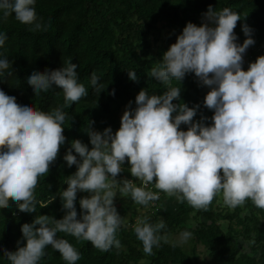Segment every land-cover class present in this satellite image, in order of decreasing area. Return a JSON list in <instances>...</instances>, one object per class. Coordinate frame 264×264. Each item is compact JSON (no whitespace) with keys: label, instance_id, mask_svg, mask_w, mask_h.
Masks as SVG:
<instances>
[{"label":"clouds","instance_id":"obj_1","mask_svg":"<svg viewBox=\"0 0 264 264\" xmlns=\"http://www.w3.org/2000/svg\"><path fill=\"white\" fill-rule=\"evenodd\" d=\"M35 5L36 0H0V18L14 14L32 30L46 29L48 24L38 17ZM203 18L199 25L188 21L162 59L150 68V76L168 85L165 91L156 94L141 88L135 96L136 106H126L114 133L111 126L103 131L87 127L91 148L80 139L71 141L64 159L77 169L66 176L67 187L59 193L67 211L62 218L38 214L23 223L26 243L15 251L4 249L11 264H39L48 245L68 264H75L81 253L68 239L57 236L58 232L88 240L102 251L122 247L117 232L123 217L114 197L117 192L128 194L148 206L160 196L147 187L150 182L197 209H206L218 193L232 208L247 200L264 208V49L253 45L247 24L242 25L246 38L237 40L234 28L241 14L233 7L217 9L210 4ZM6 39L7 34L0 31V46ZM248 46L254 48L252 61L244 69L243 54ZM10 65L12 61L0 53V77ZM77 68L69 58L60 67L34 69L26 76L35 94L47 92L53 84L62 88L63 103L50 110L18 102L0 88V206L14 200L22 211L36 210L38 181L48 173L66 141L64 126L69 116L64 109L88 94ZM188 72L210 86L203 103L214 109L211 124L204 123L208 118L203 115L199 121L193 120L199 104L189 107L173 102L180 97L181 86L172 81H182ZM128 74L133 80L138 78L135 69ZM100 79L93 70L90 84L97 91L102 88ZM182 122L189 125L186 130L180 127ZM126 159L140 184L128 178L117 180ZM78 190L91 193L80 198L79 217L75 206ZM54 198L49 196L48 202ZM165 228L162 217L137 220L134 231L144 252L152 253L153 246L159 247L167 239L161 232ZM192 234L183 229L173 246L186 242Z\"/></svg>","mask_w":264,"mask_h":264},{"label":"trees","instance_id":"obj_2","mask_svg":"<svg viewBox=\"0 0 264 264\" xmlns=\"http://www.w3.org/2000/svg\"><path fill=\"white\" fill-rule=\"evenodd\" d=\"M210 4L217 9L231 6L240 12L241 19L234 28L237 40L246 38L242 25L247 24L252 29L254 43L264 49V0H36L37 15L47 22L46 29L32 30L14 14L0 18V31L7 34L0 53L12 61L5 75L0 77V88L6 93L14 95L18 102L33 103L44 110L62 104L64 94L60 86L53 84L47 92L35 94L26 76L34 69L60 67L69 58L77 63L79 79L88 89L86 96L64 109L69 116L64 126L66 141L50 163L48 173L38 181L36 210L22 211L14 200H10L8 206H0V264H11L4 249L15 251L26 243L21 231L23 223L31 222L38 214L62 218L67 211L59 193L67 187L66 176L77 169L76 164L69 166L64 159L71 141L80 139L91 148L87 127L103 131L111 126L114 133L120 127L126 106H136L135 96L141 88L156 94L165 91L168 85L149 72L170 46L168 33L182 30L188 21L202 23L206 19L203 13ZM129 69H135L136 80L129 77ZM93 70L101 78L99 91L90 84ZM178 83L180 97L173 102L186 103L189 107L199 104L193 120L199 121L203 115L208 118L205 124L213 123L214 109L204 105L205 85L195 73H186L180 82L172 81L173 85ZM188 126L183 122L180 125L185 130ZM72 151L79 159V154ZM129 169L126 159L117 180L133 179ZM148 185L160 192L159 198L148 206L138 204L128 194H124L116 206L123 217L117 232L122 247L102 251L88 240H78L66 232L57 233L81 253L75 264H202V260L203 264H264V208L256 207L251 200L232 208L224 202L222 193H218L206 209L178 200L171 211L160 213L156 210L167 194L155 188L154 182ZM90 194L85 190L77 191L78 217L82 211L80 198ZM49 196L55 198L48 202ZM139 210H143L141 217L147 216L152 221L162 217L166 222L161 232L167 239H162L159 247L153 246L150 254L144 252L137 238L135 223L131 225ZM183 229L191 230L192 236L186 245L173 246L172 236ZM39 264L68 262L57 249L48 245Z\"/></svg>","mask_w":264,"mask_h":264},{"label":"rangeland","instance_id":"obj_3","mask_svg":"<svg viewBox=\"0 0 264 264\" xmlns=\"http://www.w3.org/2000/svg\"><path fill=\"white\" fill-rule=\"evenodd\" d=\"M182 30L180 29L179 31H175V32H172V33H168V37H169V45L171 44V43H174L175 41H176V38H177V35L181 32ZM162 32L163 33H167V31H164V30H162ZM245 39V38H244ZM243 40H241L240 42H242ZM254 46H255V43L253 44ZM263 54H264V52H263ZM209 88H210V86H208V85H205V88H204V92L205 93H207V91L209 90ZM131 180H134V181H136V183L137 184H140L141 183V181L137 178V177H135L134 176V178L133 179H131ZM147 187L148 188H150L151 189V187H150V185H147ZM124 194H120L119 193V195H117V196H115L114 197V204H115V206H117L118 205V202H119V200L122 198V196H123ZM85 196H88V195H85ZM122 202H124V199H123V201H121V203ZM178 203V199H177V197L176 196H169V195H166L162 200H161V202H160V207L156 210V212H165L166 210H170L171 211V209L174 207V206H176V204ZM152 205H154V204H152ZM143 213V210H139L138 212H137V214L135 215V217L133 218V221H132V223H131V225L132 224H136L137 223V220L141 217V214ZM134 224V225H135ZM178 235L179 234H174L172 237H173V239L176 241L177 240V238H178ZM186 243H187V241L186 242H184V243H182L183 245H186ZM178 244H180V243H178ZM203 255L202 254H200L199 255V258L202 260V257ZM201 263L203 264L204 262H203V260L201 261Z\"/></svg>","mask_w":264,"mask_h":264},{"label":"built area","instance_id":"obj_4","mask_svg":"<svg viewBox=\"0 0 264 264\" xmlns=\"http://www.w3.org/2000/svg\"><path fill=\"white\" fill-rule=\"evenodd\" d=\"M253 49L254 48L252 46H248L245 53L243 54L244 60H243L242 67L244 69H247L249 67L250 62L252 61L251 54H252Z\"/></svg>","mask_w":264,"mask_h":264}]
</instances>
